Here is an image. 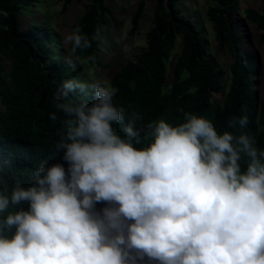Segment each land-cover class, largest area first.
Returning a JSON list of instances; mask_svg holds the SVG:
<instances>
[{
	"label": "clouds",
	"instance_id": "9594fccd",
	"mask_svg": "<svg viewBox=\"0 0 264 264\" xmlns=\"http://www.w3.org/2000/svg\"><path fill=\"white\" fill-rule=\"evenodd\" d=\"M68 42L65 60L75 70L77 50L91 42L80 28ZM77 89L92 102L74 103ZM117 91L76 79L56 90L67 167L42 162L32 185L15 186L10 197L6 184L0 191V213L28 205L0 220V264H264V151L255 139L218 134L210 120L185 113L178 126L148 123L153 142L137 149L134 121L123 138L112 127L125 119L112 102Z\"/></svg>",
	"mask_w": 264,
	"mask_h": 264
},
{
	"label": "trees",
	"instance_id": "16d2710c",
	"mask_svg": "<svg viewBox=\"0 0 264 264\" xmlns=\"http://www.w3.org/2000/svg\"><path fill=\"white\" fill-rule=\"evenodd\" d=\"M34 0H0V191L5 184L6 195L17 185H32L35 171L40 163L51 166L61 163L67 167L62 155L64 149L57 145L64 132L65 116L56 107L54 93L63 82L69 79L78 81L82 63L89 56L98 61V41L95 39L98 25L104 16L111 14L105 0H91L83 6L81 14L72 27L91 42V47L77 50L75 70L63 60V51L58 48L53 34L46 27L28 17L30 25L25 26L22 16ZM61 1V11L71 0ZM146 1L137 0L130 17L129 35H133L139 24ZM151 26L144 34L145 45L127 59L109 79V84L118 89L112 102L123 109V123L112 127L122 138L124 126L134 121L133 131L142 129L137 149L146 148L153 142L148 135V123L164 120L171 126L186 122L185 113L203 117L212 122L218 134L225 131L234 136L246 134L255 139V147L264 151V100L257 102L254 90L257 57L253 49L244 51L241 47L242 36L238 34L236 12L239 0H211L205 10L215 45L226 49L232 60L228 66L226 88L223 72L209 58L206 44L198 24L192 16L182 12V0H152ZM260 8H247L243 13L260 31L259 42H264V0ZM29 15V14H28ZM180 38L179 51L173 61L171 78L166 82V64L171 51ZM58 48V49H57ZM71 42L67 52L70 54ZM87 61V62H85ZM97 81V80H96ZM95 81L83 82L89 86ZM85 91H90V87ZM221 92V101L213 98L212 92ZM74 103L87 100L79 89L69 93ZM57 114L56 120L49 118ZM136 115L140 119H136ZM248 118L241 125L242 117ZM234 124L235 127L231 125ZM241 172L247 169V160L239 161ZM96 205V209L104 207ZM28 205H10L6 212L0 213L3 220L9 213L27 210ZM11 232L6 233L9 237ZM137 264H145L138 261Z\"/></svg>",
	"mask_w": 264,
	"mask_h": 264
},
{
	"label": "rangeland",
	"instance_id": "374dc122",
	"mask_svg": "<svg viewBox=\"0 0 264 264\" xmlns=\"http://www.w3.org/2000/svg\"><path fill=\"white\" fill-rule=\"evenodd\" d=\"M91 0H71L61 11L62 5L59 0H34L33 6L28 7L27 14L22 16L25 26L31 24L28 17H32L37 23L41 22L55 37L58 48L63 51V60L68 56L65 38L74 32L73 23L81 14L83 6ZM111 14L104 16V22L98 25L95 39L98 41L99 52L98 61L92 63H82V72L78 81H107L127 59L145 45L144 34L151 26V11L153 1H146L136 32L128 34L130 28V17L135 9L137 0H105ZM212 4L211 0H182L180 6L186 16H192L193 21L198 24L206 44V53L214 62L217 68L223 72L224 86L226 88L228 78V66L232 58L226 49H218L215 45L212 30L209 22L206 21L205 10L207 5ZM259 0H239V10L236 12L238 34L241 35V47L246 51L253 49L256 53V75L254 90L257 102L264 100V42L258 41L260 31L251 23L243 10L247 8H260ZM29 14V15H28ZM180 38L178 37L174 49L171 51L166 64V82L171 78V68L173 61L179 51ZM57 48V49H58ZM79 64V61L76 62ZM212 97L221 101V92H212Z\"/></svg>",
	"mask_w": 264,
	"mask_h": 264
}]
</instances>
